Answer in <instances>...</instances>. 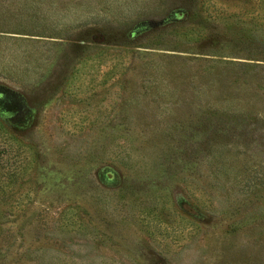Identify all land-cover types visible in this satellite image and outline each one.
<instances>
[{
	"label": "rangeland",
	"instance_id": "1",
	"mask_svg": "<svg viewBox=\"0 0 264 264\" xmlns=\"http://www.w3.org/2000/svg\"><path fill=\"white\" fill-rule=\"evenodd\" d=\"M0 264H264V0H0Z\"/></svg>",
	"mask_w": 264,
	"mask_h": 264
}]
</instances>
